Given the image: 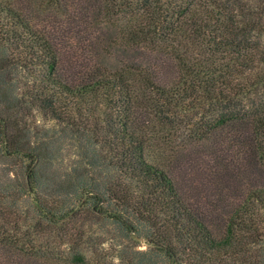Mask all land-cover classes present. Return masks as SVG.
<instances>
[{
    "label": "trees",
    "instance_id": "16d2710c",
    "mask_svg": "<svg viewBox=\"0 0 264 264\" xmlns=\"http://www.w3.org/2000/svg\"><path fill=\"white\" fill-rule=\"evenodd\" d=\"M0 264H264V0H0Z\"/></svg>",
    "mask_w": 264,
    "mask_h": 264
},
{
    "label": "rangeland",
    "instance_id": "374dc122",
    "mask_svg": "<svg viewBox=\"0 0 264 264\" xmlns=\"http://www.w3.org/2000/svg\"><path fill=\"white\" fill-rule=\"evenodd\" d=\"M139 245H140V248H142V249H146V244L144 243L143 240H140V241H139Z\"/></svg>",
    "mask_w": 264,
    "mask_h": 264
}]
</instances>
